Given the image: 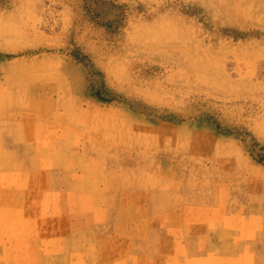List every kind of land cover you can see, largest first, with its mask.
<instances>
[{
	"label": "rangeland",
	"instance_id": "obj_1",
	"mask_svg": "<svg viewBox=\"0 0 264 264\" xmlns=\"http://www.w3.org/2000/svg\"><path fill=\"white\" fill-rule=\"evenodd\" d=\"M0 264H264V0H0Z\"/></svg>",
	"mask_w": 264,
	"mask_h": 264
}]
</instances>
